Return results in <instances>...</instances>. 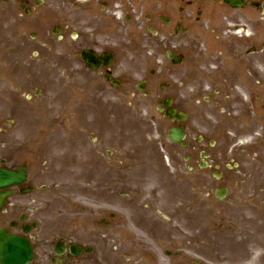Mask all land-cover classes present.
Returning <instances> with one entry per match:
<instances>
[{
	"label": "rangeland",
	"instance_id": "1",
	"mask_svg": "<svg viewBox=\"0 0 264 264\" xmlns=\"http://www.w3.org/2000/svg\"><path fill=\"white\" fill-rule=\"evenodd\" d=\"M185 2L171 0V22L175 21L172 17H180L176 9ZM41 11L49 13L44 21L51 22L50 2ZM254 13L240 11L235 18L250 14L252 21L259 23L260 14ZM181 17L190 19L189 15ZM157 25L163 24L158 21ZM194 28L184 43L191 59L199 60L203 53L205 63L196 73L211 75V66L209 70L204 68L212 55L209 48L214 44V20ZM67 49V39L53 37L51 27L44 26L37 15L27 17L21 13L16 0L0 2V164L6 157H10L11 164H27L31 180L48 188L50 199L51 194L58 196L52 218L61 225L88 217L87 225L93 226L104 209L103 204L100 206L104 201L116 207L119 216L126 217L131 208L128 205L133 202L158 214L157 220L153 218L157 224L162 225L167 218L165 225L182 237L191 239L202 233L205 241L197 248L203 247L204 264H264V243H245L246 253L238 252L235 243L245 238H234L238 234H234L231 223L238 216L248 218L252 213L264 222V147L248 145L243 149L233 144L227 148L214 135V100L204 102L212 94V80H198L201 75L197 74L174 80L166 74L165 67H157V61L149 62V47L136 45L132 52L138 51L140 72L147 69L145 64L149 70L164 72L160 79L148 84L149 96L142 97L135 88L139 77L123 80L118 90H104L105 80H91L89 85V80L73 79ZM163 82L177 84L176 97L190 113L187 126L191 137L201 135L218 142L215 148L201 146L197 152L209 150L212 170L220 168L225 174L221 181L213 178V171L197 168L196 173L190 172L183 160L185 152L172 145L169 148V123L156 108L162 92L159 84ZM36 90H40L38 95L34 94ZM234 105L239 108L240 103ZM76 125H83L85 130H74ZM229 135L233 137V133ZM82 144L93 148L91 158L83 154ZM166 156L171 160L170 168ZM231 160L239 162L240 167L228 171L227 166L233 165ZM244 172L253 174L254 179L244 180ZM221 184L231 189L230 202L209 196ZM166 204L170 209H165ZM178 217H183L182 222L172 221L168 226L169 218ZM239 230L240 225L236 224L235 231ZM102 246L96 241L98 252ZM192 246L187 243L188 250ZM212 248L219 258L203 255ZM182 254L187 256L185 264H195L201 258L194 251ZM254 256L258 260L250 261Z\"/></svg>",
	"mask_w": 264,
	"mask_h": 264
},
{
	"label": "flooded vegetation",
	"instance_id": "2",
	"mask_svg": "<svg viewBox=\"0 0 264 264\" xmlns=\"http://www.w3.org/2000/svg\"><path fill=\"white\" fill-rule=\"evenodd\" d=\"M152 1L154 0H54V5L59 15H68L65 26L72 32V54L81 50L94 51L99 56L111 54L112 64L101 67L97 73L100 80L108 71L114 73L118 70L116 63L123 48V41L119 36L136 20L141 3L147 4L146 7L153 11ZM214 1L223 3L222 0ZM152 18L153 16H148L150 21ZM234 50L235 45L225 44L219 51L216 80H227L231 76L229 58ZM233 58L247 62L251 80H260L259 84L264 86V48L255 47L245 54L233 53ZM24 189L25 187H20L12 190L11 198L6 200L5 209L0 212V219L18 222L15 226L20 234L24 227L32 229L29 236L35 244V250H39L34 254L32 264H162L156 258L155 246L163 244L167 239L165 230L155 224L149 214H140L132 209L126 217L105 213L98 231L73 227L61 233L58 242H53L49 240L53 236L46 227L43 229L44 233L38 231V228L33 229L36 209H32L31 204L42 206V194L37 193L33 198H28L23 193ZM21 219L24 221L20 222ZM93 238L102 243L101 251L98 252L93 247L91 252H85L86 246L93 243ZM76 245L80 246L81 252L78 253ZM168 255L171 256V253L168 252Z\"/></svg>",
	"mask_w": 264,
	"mask_h": 264
},
{
	"label": "water",
	"instance_id": "3",
	"mask_svg": "<svg viewBox=\"0 0 264 264\" xmlns=\"http://www.w3.org/2000/svg\"><path fill=\"white\" fill-rule=\"evenodd\" d=\"M175 139L174 136H172ZM181 138V137H179ZM26 179L24 169L15 172L0 170V188L18 184ZM32 257V248L25 241L0 232V261L3 264H25Z\"/></svg>",
	"mask_w": 264,
	"mask_h": 264
}]
</instances>
